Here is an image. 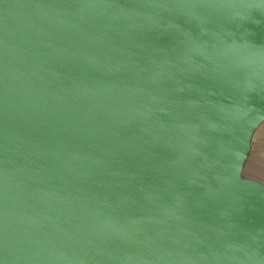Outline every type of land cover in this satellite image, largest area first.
I'll return each mask as SVG.
<instances>
[{
  "label": "water",
  "instance_id": "water-1",
  "mask_svg": "<svg viewBox=\"0 0 264 264\" xmlns=\"http://www.w3.org/2000/svg\"><path fill=\"white\" fill-rule=\"evenodd\" d=\"M264 0H0V264H264Z\"/></svg>",
  "mask_w": 264,
  "mask_h": 264
},
{
  "label": "rangeland",
  "instance_id": "rangeland-1",
  "mask_svg": "<svg viewBox=\"0 0 264 264\" xmlns=\"http://www.w3.org/2000/svg\"><path fill=\"white\" fill-rule=\"evenodd\" d=\"M246 171L250 176L264 180V127L257 135L254 152Z\"/></svg>",
  "mask_w": 264,
  "mask_h": 264
}]
</instances>
